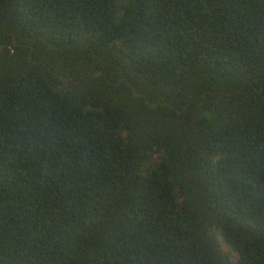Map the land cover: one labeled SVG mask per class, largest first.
Wrapping results in <instances>:
<instances>
[{
  "label": "trees",
  "instance_id": "trees-1",
  "mask_svg": "<svg viewBox=\"0 0 264 264\" xmlns=\"http://www.w3.org/2000/svg\"><path fill=\"white\" fill-rule=\"evenodd\" d=\"M0 264H264V0H0Z\"/></svg>",
  "mask_w": 264,
  "mask_h": 264
},
{
  "label": "rangeland",
  "instance_id": "rangeland-1",
  "mask_svg": "<svg viewBox=\"0 0 264 264\" xmlns=\"http://www.w3.org/2000/svg\"><path fill=\"white\" fill-rule=\"evenodd\" d=\"M222 247L224 249V251H226L227 253H229L230 258L235 261L239 258L238 253L233 250L230 246L226 245L225 243L222 244Z\"/></svg>",
  "mask_w": 264,
  "mask_h": 264
},
{
  "label": "water",
  "instance_id": "water-1",
  "mask_svg": "<svg viewBox=\"0 0 264 264\" xmlns=\"http://www.w3.org/2000/svg\"><path fill=\"white\" fill-rule=\"evenodd\" d=\"M136 95H139V94H136ZM150 105H158V103H154V104H152V103H150V102H148Z\"/></svg>",
  "mask_w": 264,
  "mask_h": 264
}]
</instances>
